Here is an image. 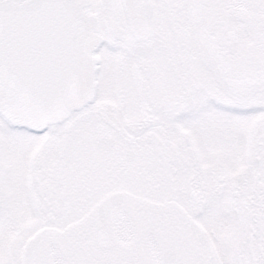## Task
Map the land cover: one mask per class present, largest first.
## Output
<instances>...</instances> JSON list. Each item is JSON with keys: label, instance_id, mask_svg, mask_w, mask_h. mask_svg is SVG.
I'll use <instances>...</instances> for the list:
<instances>
[{"label": "snow or ice", "instance_id": "obj_1", "mask_svg": "<svg viewBox=\"0 0 264 264\" xmlns=\"http://www.w3.org/2000/svg\"><path fill=\"white\" fill-rule=\"evenodd\" d=\"M0 264H264V0H0Z\"/></svg>", "mask_w": 264, "mask_h": 264}]
</instances>
